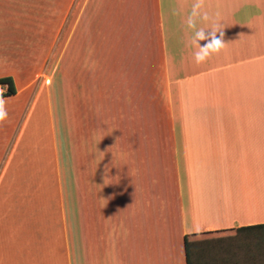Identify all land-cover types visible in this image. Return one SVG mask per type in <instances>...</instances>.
<instances>
[{
  "label": "crops",
  "instance_id": "1",
  "mask_svg": "<svg viewBox=\"0 0 264 264\" xmlns=\"http://www.w3.org/2000/svg\"><path fill=\"white\" fill-rule=\"evenodd\" d=\"M195 2L75 0L51 92L20 80L30 57H0L16 87L0 121V264H189L187 243L197 264L202 240L264 225V0H202L226 45L200 63ZM146 77L160 148L149 135L110 149L94 109L107 112L110 79L134 104Z\"/></svg>",
  "mask_w": 264,
  "mask_h": 264
},
{
  "label": "rangeland",
  "instance_id": "2",
  "mask_svg": "<svg viewBox=\"0 0 264 264\" xmlns=\"http://www.w3.org/2000/svg\"><path fill=\"white\" fill-rule=\"evenodd\" d=\"M74 2L0 0V57H30V70L27 76L20 79L22 82L29 83L35 79L36 85H44L51 92L55 66L53 57L58 49L59 36L67 32ZM35 70L38 74L32 77ZM116 82V79H110L107 102L103 94V105L108 104L107 112L105 109L102 113L94 109V119H109L110 149L119 145L127 154L132 150H144L148 146L149 135L157 137L160 148V141L164 139L168 127L160 124L164 112L158 109L148 93V78H142L141 95L135 97L134 104L131 95L130 104L126 98L123 100L124 95L117 97L116 93H111L116 91ZM97 99L100 101V94ZM98 127L94 126V129ZM157 161L158 166L164 163V159ZM260 258H263L264 264V234L261 233L255 236L239 234L225 241L202 240L196 248L197 264H260Z\"/></svg>",
  "mask_w": 264,
  "mask_h": 264
},
{
  "label": "clouds",
  "instance_id": "3",
  "mask_svg": "<svg viewBox=\"0 0 264 264\" xmlns=\"http://www.w3.org/2000/svg\"><path fill=\"white\" fill-rule=\"evenodd\" d=\"M207 22L208 26L203 27L199 24ZM187 28L191 32L189 39V46L193 48V57L197 63L205 61L210 55L218 53L226 44L224 43V27L219 13L210 14L208 11L203 10L202 0H196L193 4L192 11L186 18ZM219 34V35H217ZM201 41H205L201 45ZM7 90V86H0V121L7 118V110L5 108L4 92ZM105 136L101 137V140ZM100 152V151H99ZM101 153V161L104 159L105 153ZM107 172L103 183L109 182Z\"/></svg>",
  "mask_w": 264,
  "mask_h": 264
},
{
  "label": "trees",
  "instance_id": "4",
  "mask_svg": "<svg viewBox=\"0 0 264 264\" xmlns=\"http://www.w3.org/2000/svg\"><path fill=\"white\" fill-rule=\"evenodd\" d=\"M0 85H7L8 89L7 91L4 93V97H10V96H14L16 94V87L14 84V81L12 78H4V79H0ZM3 97V98H4ZM240 234H244L247 233L248 236H255L259 233L264 234V225L262 226H256V227H249V228H243L240 230ZM187 247V251H188V256H189V264L191 263V247L190 245L187 243L186 244Z\"/></svg>",
  "mask_w": 264,
  "mask_h": 264
},
{
  "label": "built area",
  "instance_id": "5",
  "mask_svg": "<svg viewBox=\"0 0 264 264\" xmlns=\"http://www.w3.org/2000/svg\"><path fill=\"white\" fill-rule=\"evenodd\" d=\"M0 86H3V85H0ZM5 86H7V85H5ZM7 89H8V86H7ZM6 91H7V90H6ZM6 91H5V92H6ZM5 92H4V93H5Z\"/></svg>",
  "mask_w": 264,
  "mask_h": 264
}]
</instances>
